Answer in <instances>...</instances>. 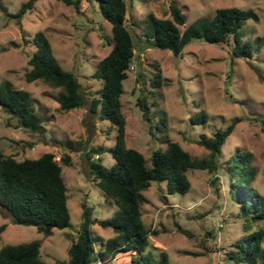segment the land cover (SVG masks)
I'll return each instance as SVG.
<instances>
[{
	"label": "rangeland",
	"instance_id": "obj_1",
	"mask_svg": "<svg viewBox=\"0 0 264 264\" xmlns=\"http://www.w3.org/2000/svg\"><path fill=\"white\" fill-rule=\"evenodd\" d=\"M24 1L0 0V82L9 80L30 92L35 110L43 117L44 131L20 126L0 106V148L17 158H35L45 151H52L55 158L62 151L70 154L71 162L62 164L70 224L38 230L33 224L13 222L0 207V224H5L0 246L36 239L43 260L62 261L68 258L67 248L77 236L85 205L92 217L102 219L117 209L92 179L85 157L90 147H96L90 152L92 159L107 166L114 162L107 148L114 144L116 126L101 118L98 108L89 110L90 99L99 96L102 86V79L92 72L111 48V23L100 15L98 0H80L78 7L61 0H35L23 15L13 16ZM170 1L179 5L186 23L200 15L211 16L222 6L251 8L258 18H247L240 27L242 40L252 45L251 55L234 56L231 37L227 43L195 38L178 54L152 45L143 34L144 20L150 12L164 16ZM127 4L125 22L135 49L133 68L127 70L120 94L126 144L139 150L149 164L151 150L165 146L161 137L166 133L191 154L202 157L209 151L196 139L211 136L215 128L238 118L221 145L217 169H188L191 186L183 193H168L165 180H151L143 190L147 201L142 206V220L156 230L149 234L144 251L156 255L164 249L169 264H246L228 257L243 233V217L237 214V203L230 195L231 179L225 168L226 159L237 147L251 151L257 170L251 185L264 197V0H127ZM38 30L46 34L61 66L77 76L85 97L83 105L61 109L55 98L60 88L42 79H25L27 59L34 49L32 37ZM156 65L163 78L160 86L152 87L150 78ZM139 93L150 104L154 114L150 120L142 117L136 104ZM200 109L206 112V120L192 122L190 115ZM160 110L166 117L163 130L156 126ZM176 223L191 235L179 232ZM90 229L97 244L113 235L110 226L99 222L91 223ZM128 254L121 250L105 264H123Z\"/></svg>",
	"mask_w": 264,
	"mask_h": 264
},
{
	"label": "trees",
	"instance_id": "obj_2",
	"mask_svg": "<svg viewBox=\"0 0 264 264\" xmlns=\"http://www.w3.org/2000/svg\"><path fill=\"white\" fill-rule=\"evenodd\" d=\"M65 4L78 7L80 0H61ZM35 0H25L12 13L20 17L30 9ZM127 0H98L100 15L111 23V48L99 59L92 75L102 79L99 96L89 101V110L98 108L99 116L107 118L116 126L114 144L108 146L114 162L107 166L90 156L97 150L90 147L85 153L89 171L95 183L103 189L106 197L117 206L107 218L92 217L88 205L83 208L82 220L75 239L68 248L66 260L45 261L41 257L38 240L4 243L0 246V264H94L108 254L121 250L128 251V259L123 264H169L168 254L159 249L155 255L145 252L149 234L156 233L142 220V206L147 201L144 194L151 180H165L168 193L186 192L191 182L187 170L192 168L214 171L218 167L221 145L232 131L238 118H233L226 126L217 127L212 135L200 136L196 142L208 149L202 157L191 154L166 133L161 137L165 146L151 150L150 163L144 155L125 142V118L121 112L120 94L122 80L127 76L134 53V41L125 22ZM257 19L251 8L222 6L213 15H200L186 23L185 15L174 1L168 2L164 16L150 12L144 20L143 34L149 42L160 48H168L178 54L192 39H203L213 43H227L232 38L231 52L234 56H250L252 45L242 40L240 27L247 18ZM34 49L27 61L29 67L24 76L28 81L42 79L53 87L60 88L55 98L61 109L68 110L85 102L80 82L71 70L61 66L52 52V45L42 30L32 37ZM150 78V85L160 86L162 73L158 65ZM151 92V90H150ZM136 104L142 110V117L150 120L154 115L144 94H138ZM0 106L15 116L17 123L30 130L43 133V117L33 105L27 89L14 86L9 80L0 82ZM159 130L166 126L165 113L157 111ZM207 114L200 109L190 115L192 122H203ZM152 133V125L149 124ZM71 156L62 151L58 158L52 151H45L35 158H17L0 148V207H4L13 222L33 224L38 230L49 227H63L70 224L67 206V184L62 164H69ZM225 172L230 176L229 192L237 203V214L243 217V233L236 239L228 257L246 264H264V197L251 182L256 176V166L252 163V152L240 151L226 159ZM216 177L211 178L213 182ZM99 222L110 226L113 235L95 243L90 224ZM5 224H0V231ZM179 232L190 236L191 232L176 223Z\"/></svg>",
	"mask_w": 264,
	"mask_h": 264
},
{
	"label": "built area",
	"instance_id": "obj_3",
	"mask_svg": "<svg viewBox=\"0 0 264 264\" xmlns=\"http://www.w3.org/2000/svg\"><path fill=\"white\" fill-rule=\"evenodd\" d=\"M130 68H133V65L131 64L130 65ZM117 253L118 252H116V253H114V254H108L105 258H103V259H97L96 261H95V263L94 264H105V262L106 261H108V260H110L111 258H116V256H117Z\"/></svg>",
	"mask_w": 264,
	"mask_h": 264
}]
</instances>
